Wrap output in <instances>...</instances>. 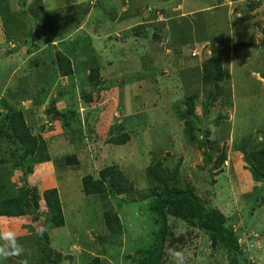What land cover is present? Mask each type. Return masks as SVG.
Returning <instances> with one entry per match:
<instances>
[{
	"label": "rangeland",
	"instance_id": "1",
	"mask_svg": "<svg viewBox=\"0 0 264 264\" xmlns=\"http://www.w3.org/2000/svg\"><path fill=\"white\" fill-rule=\"evenodd\" d=\"M66 2L0 0V126L8 131L10 115L23 112L38 136L27 177L37 181L41 197L56 187L66 216L62 226L51 224L46 213L36 221L26 216L33 230L9 223L25 251L0 264H50L36 237L45 231L62 254L58 264H85L95 256L102 264H137L157 229L140 192L151 185L148 167L159 162L174 172L177 184L189 185L233 218L244 251L239 264H264V182L255 180L243 152L264 147V0H103L57 40L78 55L73 73L62 75L52 63V39L38 32L37 20ZM184 25L190 41L175 42L173 35L188 39ZM212 52L224 63L219 90L202 82L203 62ZM97 64L103 75L99 92L88 81ZM209 89L215 96L207 113ZM191 91L199 93V137L209 132L207 146L189 137L188 120L179 117ZM92 92L93 101L86 102ZM122 133L129 134L126 142L110 140ZM18 147L0 135V187L11 180L10 192L24 184ZM205 147L213 152L209 163ZM110 165L119 167L133 190L118 197L108 190L87 193L84 179H103L101 170ZM109 211L117 212L118 232L106 224ZM169 226L160 264H174L169 249L183 251L186 264H232L204 229L173 215Z\"/></svg>",
	"mask_w": 264,
	"mask_h": 264
},
{
	"label": "trees",
	"instance_id": "2",
	"mask_svg": "<svg viewBox=\"0 0 264 264\" xmlns=\"http://www.w3.org/2000/svg\"><path fill=\"white\" fill-rule=\"evenodd\" d=\"M62 1L67 2L63 6L58 4L55 8L53 7L44 10L45 15H43L41 19H38L39 16H37L36 19H38L37 21L41 20L42 22V27L38 28V32L47 33V36L52 39V43L54 44L52 47L55 46L54 49L56 52H53L52 54L54 69H60L59 72L62 75H71L76 69L73 63L78 55L73 52L74 48H68V50L65 51V49L60 46L62 45L61 42H57L61 41L64 37L63 31L78 27L82 23L83 18L84 20L87 19L88 13H91L93 7L95 8V6L103 4V0H87L85 3H73L70 0ZM129 1L130 0H122L121 3L125 5L124 3H129ZM215 3H217V1H215ZM56 8L58 9L55 10ZM123 13L126 15L127 11H123ZM182 27L185 37H188V34L185 31L188 27H186V25ZM262 32L264 34V27ZM181 36L182 37L173 35L174 38L177 37L182 39V43L190 41L189 37L187 39L183 37V34ZM174 41L176 42V38ZM205 53H207V49L205 50ZM202 69L203 84L208 86V88L214 87L216 90L221 88L220 81H222L225 76L222 56L214 52L210 53L203 62ZM101 70V65L97 64L95 69L93 68L88 75V81L93 84L95 92L102 90L103 75ZM214 92V90L210 91V89L206 92L204 106L206 108L205 112L207 113L214 102ZM86 94H88L86 102L90 103L93 101L92 94L94 93ZM198 94L197 91H191L186 95L185 105L187 106V109L185 111L183 108L180 109L179 117L188 120L186 133L189 137L191 139H197L202 145L207 146L209 132L204 131L205 133L202 134V138L199 137L201 130L198 126L197 120ZM6 124V127H8L9 130L4 131V127L0 126V133H2L0 135H4L10 141L16 140L17 144H19V147L14 151L16 156L20 157L19 161H21H18V163H22L23 165L20 166L23 171L20 179L23 180L24 184L20 186L18 192L16 190L10 192L12 191L10 189L12 181L5 179V182H3V187H0V191H2L0 192V221H6L13 226H17L16 223L19 222V227L33 230L34 227L31 221L25 222L24 218L31 215L33 216L32 221H36L40 219L39 215L46 213V218L51 224L55 226L64 225L66 222V216L57 188L50 187L45 189L42 193L43 197H41V195L38 194L37 186L35 185L37 181L35 179H28L27 177L33 169L30 162L34 163L35 161L34 157L38 149V136L32 133L31 128L25 120V116L21 111L10 115ZM128 138V133H122L112 136L110 140L118 143L124 140L126 142ZM243 152L255 180L264 182V147L252 153H250V150L246 151V149H243ZM205 155L206 162H211L213 152L208 151V148L206 147ZM220 156L224 160L226 153L222 151ZM24 166L26 168H24ZM147 173L150 177L149 183L151 185L147 190L140 192V199L144 203L146 202L150 214L155 218L157 229L153 232L154 239L152 243L140 251L141 256L139 257L137 264H160L164 254L165 243L170 234V215L179 217L188 222L191 226L200 227L202 230L204 229L214 242L219 243L229 252L232 264L240 263V260L244 257V251L241 248L239 237L235 231L234 224L232 223L233 218L231 216L228 217L220 209L212 207L210 203L202 200L197 192H195V190L189 185L181 186L177 184L175 182L176 176L174 172L167 167H164L162 163L159 162L154 166H149ZM11 174L13 175V172ZM101 174L105 176L101 180L98 179L93 181L92 177L84 179V188L87 193L102 194L108 190L113 197H118L123 193L129 192V190L132 191L134 188L131 186L128 179L125 178L124 173L117 165H110L104 168L101 170ZM12 188L14 187L12 186ZM41 199H43V207L40 203ZM43 210H46V212H43ZM105 214V221L109 229L118 232L119 230H117L116 226L120 227L121 222L117 212L109 211ZM20 235L21 234H18V236ZM36 237L38 239V244L40 245V250L44 254L47 262L50 264H58L62 261L61 252L55 250L51 246V241L46 231L43 235H38L37 233ZM85 264H102V262L99 256H95Z\"/></svg>",
	"mask_w": 264,
	"mask_h": 264
},
{
	"label": "clouds",
	"instance_id": "3",
	"mask_svg": "<svg viewBox=\"0 0 264 264\" xmlns=\"http://www.w3.org/2000/svg\"><path fill=\"white\" fill-rule=\"evenodd\" d=\"M0 259L7 260L10 257L21 256L25 249L19 243L18 232L6 221H0ZM44 228H40V234H43ZM168 254L174 261V264H186V258L183 251L169 249ZM26 264V262H25Z\"/></svg>",
	"mask_w": 264,
	"mask_h": 264
},
{
	"label": "crops",
	"instance_id": "4",
	"mask_svg": "<svg viewBox=\"0 0 264 264\" xmlns=\"http://www.w3.org/2000/svg\"><path fill=\"white\" fill-rule=\"evenodd\" d=\"M20 176V175H19ZM30 179H32V178H30Z\"/></svg>",
	"mask_w": 264,
	"mask_h": 264
}]
</instances>
